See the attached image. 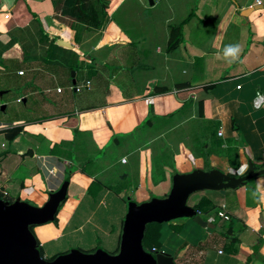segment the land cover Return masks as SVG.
<instances>
[{"label": "crops", "instance_id": "0c3cea01", "mask_svg": "<svg viewBox=\"0 0 264 264\" xmlns=\"http://www.w3.org/2000/svg\"><path fill=\"white\" fill-rule=\"evenodd\" d=\"M151 1L108 0L105 22L75 30L51 0H0V70L22 57L8 30L33 31V14L62 47L22 60L47 93L36 116L0 115V201L40 208L65 181L51 218L29 229L40 257L107 252L128 199H163L196 172L182 203L213 225L160 221L164 251L175 264H264V0Z\"/></svg>", "mask_w": 264, "mask_h": 264}, {"label": "water", "instance_id": "95a60500", "mask_svg": "<svg viewBox=\"0 0 264 264\" xmlns=\"http://www.w3.org/2000/svg\"><path fill=\"white\" fill-rule=\"evenodd\" d=\"M151 3V0H148ZM252 6L242 9L241 14L247 15ZM67 45V41L56 40ZM73 75V70L70 71ZM72 82L74 79L72 78ZM3 90H0V94ZM3 104L0 105V108ZM196 172L179 177L174 181L170 193L163 199L152 198L148 202L136 204L132 199L127 200V210L123 217L118 251L115 254L105 252L96 247L92 252H83L71 248L52 259L40 257L28 225L51 218V212L64 192L65 181L61 187L52 193L45 204L31 207L15 200L12 204L0 201V264H175L174 254L164 250H144L140 240L145 222L168 220L184 215L191 216L200 226L213 224L203 219L196 211L182 203L185 192L196 182ZM234 182V181H231Z\"/></svg>", "mask_w": 264, "mask_h": 264}, {"label": "trees", "instance_id": "16d2710c", "mask_svg": "<svg viewBox=\"0 0 264 264\" xmlns=\"http://www.w3.org/2000/svg\"><path fill=\"white\" fill-rule=\"evenodd\" d=\"M53 5V10L57 13L67 16L69 20V25L72 27V23L76 22L81 26H99L107 20L106 7L108 0H51ZM58 16V15H57ZM33 25L34 30L31 31L30 27L18 30L15 28L12 32L8 30L9 42H17L21 48L22 57L25 59H30L36 54L43 55L50 59L54 49H62L61 46L57 45L54 40H47V35L42 31L41 26L39 25L38 19L33 16ZM74 28V27H72ZM76 30V28H74ZM74 30V31H75ZM73 31L74 39L77 38L76 32ZM37 39L44 41L42 45L37 44ZM38 51V53H37ZM43 57V58H45ZM45 58V59H47ZM32 224H29L28 227L31 229ZM160 223L156 221H149L144 224L142 237L140 240L141 246L144 248L156 247L155 242H149L152 239H155L159 235ZM121 228L117 233V243L112 250H107L110 254H115L118 251V243L120 238ZM98 245H95L89 249H82L83 252H92ZM39 253L41 250L39 248ZM56 255L48 257L52 259Z\"/></svg>", "mask_w": 264, "mask_h": 264}, {"label": "rangeland", "instance_id": "374dc122", "mask_svg": "<svg viewBox=\"0 0 264 264\" xmlns=\"http://www.w3.org/2000/svg\"><path fill=\"white\" fill-rule=\"evenodd\" d=\"M34 18L37 19V16L33 14ZM15 60H9L7 64L3 65V69L0 70V89L3 90V92L0 94V105H4L5 107L3 109H0V115L4 119L17 117V116H25V117H33L36 116L37 113H39L38 108L35 106V98L39 96L41 93L46 94L47 92H43V88L41 86H38L34 79L29 77V71L26 69V64L22 62L25 58ZM68 67V65H66ZM21 68L22 71L24 70V74H17L16 69ZM70 70L75 69L76 70V81H79V67L78 63H73L68 67ZM69 70V73H70ZM49 87H52L54 89L53 83L51 85H47ZM66 88L65 86H63ZM30 90H35L36 94L29 93ZM19 97L18 100H16V97ZM21 97H25L26 100H21ZM57 207L59 204L56 205ZM210 214L214 218L216 216L215 209L210 207ZM203 218H207L205 214H201ZM208 220V219H206ZM209 219L208 221H210ZM215 220V219H214ZM165 225V229H167V219L163 220V224ZM162 226V223L160 224ZM177 225H174V228H176ZM37 228V227H36ZM177 229V228H176ZM36 230V229H34ZM35 232V231H34ZM164 234H159L155 239L150 240L149 242H155L156 247L159 249H166L167 250V242L165 241V237H163ZM144 250L149 251V248L144 247ZM173 261L178 263V259L173 257Z\"/></svg>", "mask_w": 264, "mask_h": 264}, {"label": "built area", "instance_id": "2783aa9c", "mask_svg": "<svg viewBox=\"0 0 264 264\" xmlns=\"http://www.w3.org/2000/svg\"><path fill=\"white\" fill-rule=\"evenodd\" d=\"M5 16H6V15H5ZM20 72H21V71H19V73H20ZM56 90H59V87H56ZM262 100H263L262 95H261L260 93L256 92V94H255L254 97L252 98V104H253L254 106H258ZM217 214H218L219 216L223 217V218H227V217H228V215H227L225 212L221 211V210H218V211H217ZM151 249H152V250H155L154 247H152Z\"/></svg>", "mask_w": 264, "mask_h": 264}]
</instances>
